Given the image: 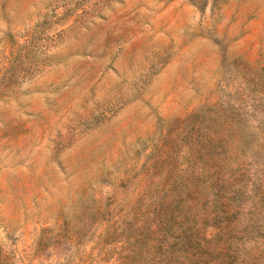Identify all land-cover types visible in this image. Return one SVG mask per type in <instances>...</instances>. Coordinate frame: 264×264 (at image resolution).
Segmentation results:
<instances>
[{
    "label": "rangeland",
    "instance_id": "374dc122",
    "mask_svg": "<svg viewBox=\"0 0 264 264\" xmlns=\"http://www.w3.org/2000/svg\"><path fill=\"white\" fill-rule=\"evenodd\" d=\"M0 264H264V0H0Z\"/></svg>",
    "mask_w": 264,
    "mask_h": 264
}]
</instances>
